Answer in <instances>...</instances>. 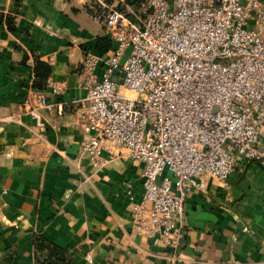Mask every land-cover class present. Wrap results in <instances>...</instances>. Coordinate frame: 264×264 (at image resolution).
<instances>
[{"label":"crops","instance_id":"1","mask_svg":"<svg viewBox=\"0 0 264 264\" xmlns=\"http://www.w3.org/2000/svg\"><path fill=\"white\" fill-rule=\"evenodd\" d=\"M83 3L0 0V264H57L52 247L64 264H264L263 165L241 164L225 187L209 181L205 193L192 192L172 248L134 229L141 164L96 170L80 157V64L86 53L110 51ZM39 95L41 126L22 110ZM37 239L49 249L36 251Z\"/></svg>","mask_w":264,"mask_h":264},{"label":"built area","instance_id":"2","mask_svg":"<svg viewBox=\"0 0 264 264\" xmlns=\"http://www.w3.org/2000/svg\"><path fill=\"white\" fill-rule=\"evenodd\" d=\"M83 4L110 51L80 64V157L96 170L141 164L134 229L174 248L192 192L209 181L225 187L241 164L264 166V0ZM45 107L43 95L22 104L37 126Z\"/></svg>","mask_w":264,"mask_h":264},{"label":"trees","instance_id":"3","mask_svg":"<svg viewBox=\"0 0 264 264\" xmlns=\"http://www.w3.org/2000/svg\"><path fill=\"white\" fill-rule=\"evenodd\" d=\"M140 0H124V2L127 4V5H130V6H134L136 5ZM106 41L108 42V40L106 39ZM103 41H100V44H102ZM109 44L106 43L105 44V47H104V52H106L108 49H109ZM101 49V47H100ZM38 68H40L39 71H42V72H48L49 71V68L45 65H42V64H38ZM49 245L42 239H37L36 240V243H35V249L36 251H42V250H45V249H49ZM51 251V257H53L54 259H56L57 261V264H64L63 262V258H62V255L60 253V250H58L57 248L55 247H52L50 249ZM40 264H48L47 262H44V263H40ZM51 264V263H49Z\"/></svg>","mask_w":264,"mask_h":264}]
</instances>
